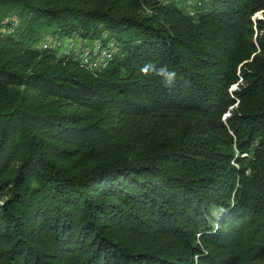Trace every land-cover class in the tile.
<instances>
[{"label": "trees", "instance_id": "trees-1", "mask_svg": "<svg viewBox=\"0 0 264 264\" xmlns=\"http://www.w3.org/2000/svg\"><path fill=\"white\" fill-rule=\"evenodd\" d=\"M196 1L0 0V264H264V0Z\"/></svg>", "mask_w": 264, "mask_h": 264}, {"label": "rangeland", "instance_id": "rangeland-1", "mask_svg": "<svg viewBox=\"0 0 264 264\" xmlns=\"http://www.w3.org/2000/svg\"><path fill=\"white\" fill-rule=\"evenodd\" d=\"M160 2H162L164 5H168L174 12H179V14L181 15H190L191 12H193L194 10H196V6L198 4V2L196 0H159ZM259 15H261V13H259ZM58 35V33H46L42 40L39 42V47L42 44V42L46 39H48L51 36H56ZM109 34L108 32L105 30L104 31V37H108ZM110 38V37H109ZM80 39L76 38V39H71V38H65L62 41V45L58 48V53H62L64 51L70 50V48H75L76 50L80 51L81 48H83V46L81 47L80 45ZM85 45H91V48H93V50H95V53L92 54V58H95L96 56V49H97V44L98 42L96 41H85L84 42ZM94 44V46H93ZM111 50L112 52L117 50V44L114 41V39H111L109 41V43H107V45L104 48V52H107Z\"/></svg>", "mask_w": 264, "mask_h": 264}, {"label": "built area", "instance_id": "built-area-1", "mask_svg": "<svg viewBox=\"0 0 264 264\" xmlns=\"http://www.w3.org/2000/svg\"><path fill=\"white\" fill-rule=\"evenodd\" d=\"M57 40H55L52 37H49L48 39L44 40L42 42V44L40 45L41 48H48L51 46H55L54 44H56L57 46H60V42H56ZM97 49H96V57L92 58V54L95 53V50L90 49V48H83L82 52L79 54V60L80 63L87 67L90 70L96 71V70H101L102 68H104L106 66V60L107 58L110 57V55L112 53H110V51L104 52L102 51L101 53L98 51L99 45L97 44Z\"/></svg>", "mask_w": 264, "mask_h": 264}]
</instances>
